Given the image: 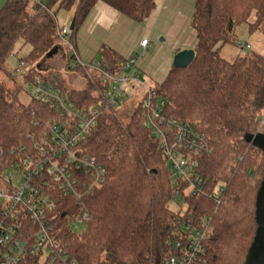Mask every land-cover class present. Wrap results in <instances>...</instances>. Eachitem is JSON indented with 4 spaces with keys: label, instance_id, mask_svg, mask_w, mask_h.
<instances>
[{
    "label": "trees",
    "instance_id": "obj_1",
    "mask_svg": "<svg viewBox=\"0 0 264 264\" xmlns=\"http://www.w3.org/2000/svg\"><path fill=\"white\" fill-rule=\"evenodd\" d=\"M97 2L135 23L155 8V0H48L46 9L29 0H5L0 8V71L21 41L30 46L19 61L30 67L25 84L38 76L54 82L79 107L94 104L91 83L75 90L56 73L46 77L40 69L46 54L58 45L55 14L76 5L73 40ZM243 23L250 34L264 35V0H194V59L185 69L172 67L152 90L165 101L169 115L205 135L210 153L199 159V169L210 191L223 185L219 204L209 196H184V185L172 179L157 142L142 126L138 108L125 122L116 111H105L82 145L85 154L106 169L101 188L83 199L94 212L80 232L66 226L84 214L78 201L61 199L54 213L62 248L78 264H161L189 220L198 226L208 221L206 264H244L256 230L254 202L264 165L262 152L246 141L248 135L264 134V56L248 51L233 62L220 56L223 46H239L234 29ZM99 59L115 74L125 62L108 49ZM19 92L16 83L8 88L0 82V186L8 165L31 147L28 134L39 132L34 122L56 119L48 107L33 100L22 104ZM178 186L186 205L182 214L168 206ZM177 198L173 201L180 202Z\"/></svg>",
    "mask_w": 264,
    "mask_h": 264
},
{
    "label": "built area",
    "instance_id": "obj_2",
    "mask_svg": "<svg viewBox=\"0 0 264 264\" xmlns=\"http://www.w3.org/2000/svg\"><path fill=\"white\" fill-rule=\"evenodd\" d=\"M29 1L46 9L48 0ZM70 23L71 19H67L59 27L56 22L58 43L68 47L74 67L89 69L90 76H97L99 100L82 108L70 102L56 85L38 76L28 84L29 98L48 107L56 119L35 121L33 126L39 132L28 134L31 147L23 149V157L7 167L10 171L0 186V264H78L62 248L61 227L54 213L61 199L78 201L84 214L68 221L66 226L72 230L75 223H85L93 214L94 209L87 207L83 199L101 188L106 169L85 154L82 145L102 113L108 110L118 113L138 88L143 90V97L135 108L139 109L142 126L157 142L172 179L184 185V196H209L219 204L224 192L222 184L214 185L210 191L209 182L200 173L199 159L210 153L205 135L191 123L169 115L165 101L155 97L151 88L141 81L138 63L149 39H141L140 57L126 60L120 73L115 74L100 60L81 63L70 37ZM20 66L25 67L23 62ZM180 188L172 200L176 196L182 198ZM207 223L198 226L194 220L186 222L181 227L180 238L170 245L171 254L161 264H206Z\"/></svg>",
    "mask_w": 264,
    "mask_h": 264
},
{
    "label": "rangeland",
    "instance_id": "obj_3",
    "mask_svg": "<svg viewBox=\"0 0 264 264\" xmlns=\"http://www.w3.org/2000/svg\"><path fill=\"white\" fill-rule=\"evenodd\" d=\"M4 1L5 0H0V8L2 7ZM75 9H76V5H74L69 12H65L61 10L55 14L56 22L59 27L65 25L68 19V14L75 13ZM254 19H255L254 15H251L249 22H253ZM234 35L238 41L239 46L236 45L223 46L220 52V56L223 59L227 60L228 62H233L238 56H241L248 51L255 52L264 56L263 34L261 33L250 34L247 29V24L243 23L235 27ZM161 39L163 40L162 42H160ZM177 40L178 41L181 40V37H178ZM179 42L172 40V38L170 37H162V36L157 37L152 41L150 39V51L144 53L142 58L139 60V62L145 63L143 66L145 69L143 70V68L141 67L139 68V71L141 74L140 77L142 78L141 81L143 82L144 80L149 85L151 90L155 89L158 85H160V83H162V81H164L168 71L172 68V63L175 55L181 51L187 50L185 49L186 45L191 46L192 44L193 45L195 44L194 30L193 32L186 33L183 40ZM240 44H244V45L241 46ZM245 45H248L249 49H245L244 48ZM57 48H58V52L54 56H52L49 59L46 58L44 59L43 63L41 64L40 72L44 73L46 77L49 76V72H52V74L56 73L66 83L67 87L79 91H83L86 88L88 82L91 83L94 89L92 96H94V98L96 99L95 103L92 104L91 106L95 105L99 100L98 89L100 88L99 87L100 84L97 76L95 74L94 76H90L91 71L89 69H84L78 65L74 67V61L72 59L68 60L70 58L68 47L62 46L61 44L58 43ZM154 49L155 51L157 50L155 54H153ZM29 50H30L29 45H23L21 41L17 42L14 46L13 52L6 59L3 70L0 71V82H4V84L7 85L8 88H12L13 83H16L20 87L19 100L22 104H27L31 100L27 95V92L30 89V85L24 83V74L26 71L30 69V67H21L19 61L25 58ZM164 53H170L169 68L167 69L165 75L164 74L162 75L161 79L155 81V79H153L151 74L152 71H154V69H156L161 64L162 60L160 57L162 55H166ZM140 54L141 52L137 53L136 55L137 58L140 57ZM145 66H149L150 70L147 69ZM49 82L52 83V81ZM52 84L55 83L53 82ZM60 90L62 91V89ZM142 97H143V90L141 88H138L136 93L127 100L124 107L119 110L116 116H119L120 119L125 122L133 113L136 105L138 104V102L141 100ZM9 171L10 170L7 168L3 172V177L7 176ZM13 177H14L13 182L16 184L18 181L16 177V172L13 173ZM168 206L171 210L175 212H180L181 214L186 211V205L182 201L176 202L171 200ZM83 228H84V222H80V223H75L73 230L76 232H80L81 230H83Z\"/></svg>",
    "mask_w": 264,
    "mask_h": 264
},
{
    "label": "crops",
    "instance_id": "obj_4",
    "mask_svg": "<svg viewBox=\"0 0 264 264\" xmlns=\"http://www.w3.org/2000/svg\"><path fill=\"white\" fill-rule=\"evenodd\" d=\"M193 5L194 0H155V8L150 15L143 22L135 23L106 4L97 2L73 39L77 57L81 63L89 64L100 60L101 51L108 49L126 61L141 51L139 43L143 38L149 39L145 53L150 51V39L152 41L162 36L182 41L186 33L193 32L190 24ZM73 16L74 13H69L68 19L73 20ZM178 37L181 40L178 41ZM162 41L161 39L160 42ZM194 46L195 44L186 45L185 49L193 50ZM156 51L154 49L153 54ZM164 54L166 55L160 57L161 64L152 71L151 76L155 81L161 79L169 68L170 53ZM144 64L138 63L139 74V68L145 69ZM145 67L149 69V66ZM143 82L149 87L144 80Z\"/></svg>",
    "mask_w": 264,
    "mask_h": 264
},
{
    "label": "water",
    "instance_id": "obj_5",
    "mask_svg": "<svg viewBox=\"0 0 264 264\" xmlns=\"http://www.w3.org/2000/svg\"><path fill=\"white\" fill-rule=\"evenodd\" d=\"M75 27V22L72 20L69 29L72 31ZM58 52V48L55 47L49 51L45 58L49 59ZM194 59L193 50H184L177 53L173 59L172 67L177 69H185L190 66ZM247 143L253 148L260 150L264 156V134L255 133L246 137ZM180 197L177 201H180ZM255 223L256 230L252 240V243L248 249L244 264H264V165L262 172V181L260 183L258 192L255 197Z\"/></svg>",
    "mask_w": 264,
    "mask_h": 264
}]
</instances>
